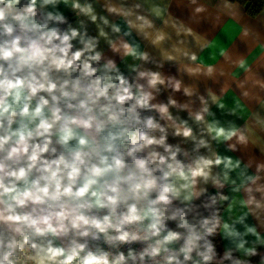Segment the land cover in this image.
<instances>
[{"label":"clouds","instance_id":"clouds-1","mask_svg":"<svg viewBox=\"0 0 264 264\" xmlns=\"http://www.w3.org/2000/svg\"><path fill=\"white\" fill-rule=\"evenodd\" d=\"M252 5L0 0V264H264Z\"/></svg>","mask_w":264,"mask_h":264},{"label":"trees","instance_id":"trees-1","mask_svg":"<svg viewBox=\"0 0 264 264\" xmlns=\"http://www.w3.org/2000/svg\"><path fill=\"white\" fill-rule=\"evenodd\" d=\"M260 6H261V0H253V5H252L253 11L258 10Z\"/></svg>","mask_w":264,"mask_h":264},{"label":"crops","instance_id":"crops-1","mask_svg":"<svg viewBox=\"0 0 264 264\" xmlns=\"http://www.w3.org/2000/svg\"><path fill=\"white\" fill-rule=\"evenodd\" d=\"M225 31L229 34V37L233 34V29L231 26H226ZM219 44V41L217 42Z\"/></svg>","mask_w":264,"mask_h":264}]
</instances>
